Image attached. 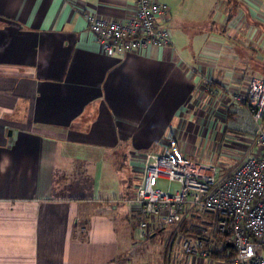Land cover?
<instances>
[{"label": "crops", "instance_id": "0c3cea01", "mask_svg": "<svg viewBox=\"0 0 264 264\" xmlns=\"http://www.w3.org/2000/svg\"><path fill=\"white\" fill-rule=\"evenodd\" d=\"M157 1L171 46L111 54L85 12L124 20L135 0H0V264H226L177 227L137 238L128 200L211 85L250 138L231 94L264 77V0Z\"/></svg>", "mask_w": 264, "mask_h": 264}, {"label": "built area", "instance_id": "2783aa9c", "mask_svg": "<svg viewBox=\"0 0 264 264\" xmlns=\"http://www.w3.org/2000/svg\"><path fill=\"white\" fill-rule=\"evenodd\" d=\"M168 14L169 7L157 0H135L133 14L124 20L90 12H85V18L104 52L123 54L139 51L146 44L171 46V32L164 25ZM231 95L254 120V151L227 173L186 155L148 151L128 203L135 210L133 227L139 239L159 229L177 227L185 218L208 215L211 220L206 224L223 236L227 245L219 253L226 264H264V77H249L244 92ZM159 180H168V187L159 188ZM172 182L178 187L172 188ZM181 247L185 253L213 258L212 247L201 235L183 238Z\"/></svg>", "mask_w": 264, "mask_h": 264}, {"label": "rangeland", "instance_id": "374dc122", "mask_svg": "<svg viewBox=\"0 0 264 264\" xmlns=\"http://www.w3.org/2000/svg\"><path fill=\"white\" fill-rule=\"evenodd\" d=\"M214 89L211 85V96L196 101L194 121L189 124L187 129L182 128L178 137L168 138V141L164 143H168V146L162 150L168 151L173 156L186 155L197 162L215 164L221 173H227L250 152V146L253 144L252 133H248L250 138H242V133L236 129V123L232 122L233 118L231 119V115H229L231 113L229 112L230 99L226 97L218 99L214 96ZM138 178V174L133 176V183L135 181L139 183L140 178L139 180ZM170 184L172 188L178 187L176 182ZM168 185V180H159L157 186L166 189ZM209 220L211 218L208 215L189 217L184 219L175 228V231H179L180 235L195 233L205 237L207 245L213 249V255L221 258L216 252L220 246L218 240L220 235L206 224ZM213 236L216 240L212 242ZM174 237L176 236L174 235ZM182 240L183 238H181Z\"/></svg>", "mask_w": 264, "mask_h": 264}, {"label": "trees", "instance_id": "16d2710c", "mask_svg": "<svg viewBox=\"0 0 264 264\" xmlns=\"http://www.w3.org/2000/svg\"><path fill=\"white\" fill-rule=\"evenodd\" d=\"M218 240H219V245L220 246L218 247V249H217L216 252H221L227 245H226V243L224 241V237L223 236L220 235V237L218 238Z\"/></svg>", "mask_w": 264, "mask_h": 264}, {"label": "water", "instance_id": "95a60500", "mask_svg": "<svg viewBox=\"0 0 264 264\" xmlns=\"http://www.w3.org/2000/svg\"><path fill=\"white\" fill-rule=\"evenodd\" d=\"M231 245V244H230Z\"/></svg>", "mask_w": 264, "mask_h": 264}]
</instances>
